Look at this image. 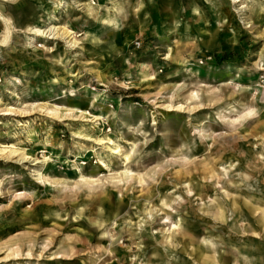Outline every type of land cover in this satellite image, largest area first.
Masks as SVG:
<instances>
[{"label":"rangeland","instance_id":"obj_1","mask_svg":"<svg viewBox=\"0 0 264 264\" xmlns=\"http://www.w3.org/2000/svg\"><path fill=\"white\" fill-rule=\"evenodd\" d=\"M2 2L0 264H264V0Z\"/></svg>","mask_w":264,"mask_h":264},{"label":"crops","instance_id":"obj_2","mask_svg":"<svg viewBox=\"0 0 264 264\" xmlns=\"http://www.w3.org/2000/svg\"><path fill=\"white\" fill-rule=\"evenodd\" d=\"M54 1L55 0H32V5H31V7L33 6V4H34V15H36L37 13H39L40 11H42L43 9V7L46 5V6H50V5H52L53 3H54ZM100 1V0H99ZM4 5H5V2H2L1 3V1H0V10L2 11V7H4ZM51 7V6H50ZM117 9H119V8H117Z\"/></svg>","mask_w":264,"mask_h":264},{"label":"bare ground","instance_id":"obj_3","mask_svg":"<svg viewBox=\"0 0 264 264\" xmlns=\"http://www.w3.org/2000/svg\"><path fill=\"white\" fill-rule=\"evenodd\" d=\"M2 1H11V0H1V3ZM94 1V0H93ZM0 17L8 24V18L4 17L2 14H1V10H0ZM248 252V251H247Z\"/></svg>","mask_w":264,"mask_h":264},{"label":"trees","instance_id":"obj_4","mask_svg":"<svg viewBox=\"0 0 264 264\" xmlns=\"http://www.w3.org/2000/svg\"><path fill=\"white\" fill-rule=\"evenodd\" d=\"M215 58H216V56H215Z\"/></svg>","mask_w":264,"mask_h":264}]
</instances>
